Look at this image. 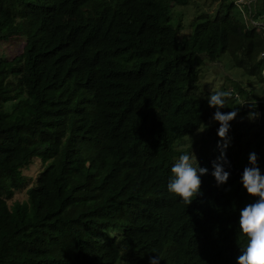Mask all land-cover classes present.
<instances>
[{"label": "trees", "instance_id": "16d2710c", "mask_svg": "<svg viewBox=\"0 0 264 264\" xmlns=\"http://www.w3.org/2000/svg\"><path fill=\"white\" fill-rule=\"evenodd\" d=\"M190 4L201 14L186 35L173 6ZM263 18L264 0L208 14L194 0H0V264H236L254 199L240 174L253 151L264 171V138L227 148L221 187V138L201 139L208 173L189 206L166 184L175 144L212 119L210 92L264 125V97L238 80L202 85L224 57L264 85Z\"/></svg>", "mask_w": 264, "mask_h": 264}, {"label": "clouds", "instance_id": "9594fccd", "mask_svg": "<svg viewBox=\"0 0 264 264\" xmlns=\"http://www.w3.org/2000/svg\"><path fill=\"white\" fill-rule=\"evenodd\" d=\"M228 95L227 91H216L210 92L207 98L209 107L215 109L212 120L218 122L217 135L221 138L217 142L219 155L212 161L211 172L217 187L225 185L230 177V171L226 170V166L231 167L226 157V150L231 143L228 136L230 122L237 117V111L236 109L221 111L225 108ZM247 104L255 109L256 100L255 103ZM259 116L258 111H250L247 118L249 121H254ZM206 127L205 125L203 130ZM178 143L175 144L177 151ZM248 161V165L240 174V183L254 199L239 210L237 231L239 254L235 261L236 264H264V171L258 165V157L254 151L248 154ZM207 173L208 168L200 166L192 149L181 152L171 165L166 184L167 191L179 197L182 204L189 206L203 194L201 177ZM160 260L161 257L157 254L150 257L149 264H160Z\"/></svg>", "mask_w": 264, "mask_h": 264}, {"label": "rangeland", "instance_id": "374dc122", "mask_svg": "<svg viewBox=\"0 0 264 264\" xmlns=\"http://www.w3.org/2000/svg\"><path fill=\"white\" fill-rule=\"evenodd\" d=\"M218 1L220 0H194L196 4L199 5L200 9L208 13H213L218 5ZM255 0H237V5H241L243 7L244 4H250ZM200 10L196 5L190 4L188 6L185 5H176L173 6L174 18L178 22L182 20L181 25L186 26L182 28L183 32L186 35H189L193 32L195 28V19L201 14ZM262 23H264V18L262 19ZM28 23V25H30ZM206 66L203 68V74L206 75L205 78H202V85L206 88L207 91H211L213 89L218 90L224 84H227L226 77H231L235 80L241 82L244 87L251 91L252 95L251 99H262L264 97V85L258 84L251 78H248L244 75V71L242 69L236 68L230 58L224 57L221 62L216 64L207 61ZM227 89H232L230 86H227ZM260 101V100H257ZM260 113V112H259ZM248 114H240L233 121L230 122V130L228 136L231 139L230 148H234L235 150H240L241 145L243 149L248 148L251 144H256L262 138H264V125L259 123L262 115L260 114L258 119L254 121H249L247 118ZM207 127L204 129L202 127L195 134L187 137L186 140L177 144V148L179 153L185 151H192L197 156L198 161L200 160V140L208 139L210 142H213L217 138V128L218 122L214 120H210ZM241 136V137H240ZM239 156V152H237ZM33 167V171L30 168V174L37 175L40 171V165ZM26 196L25 191L16 196V198L24 199Z\"/></svg>", "mask_w": 264, "mask_h": 264}, {"label": "built area", "instance_id": "2783aa9c", "mask_svg": "<svg viewBox=\"0 0 264 264\" xmlns=\"http://www.w3.org/2000/svg\"><path fill=\"white\" fill-rule=\"evenodd\" d=\"M262 56H264V53H262Z\"/></svg>", "mask_w": 264, "mask_h": 264}]
</instances>
